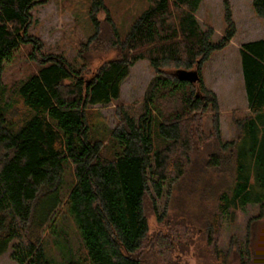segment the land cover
I'll return each mask as SVG.
<instances>
[{
	"label": "trees",
	"instance_id": "obj_1",
	"mask_svg": "<svg viewBox=\"0 0 264 264\" xmlns=\"http://www.w3.org/2000/svg\"><path fill=\"white\" fill-rule=\"evenodd\" d=\"M47 1L0 0V257L12 249L17 264H51L43 234L63 206L87 251L80 258L70 254L66 264H178L165 257L162 248L155 257L149 219L159 216L157 202L164 195L171 201L180 188L198 190L193 170L204 155L206 184L219 202V214L238 205L264 203V39L240 48L250 115L236 121L234 141L222 140L218 100L202 76L204 64L237 34L228 0L225 30L218 41L196 17L203 0H148V9L125 39L105 1L92 0L93 43L109 33L102 32L98 19L105 13L112 33L107 43L117 51L116 58L93 75L62 55H44L41 40L29 34L32 10ZM252 5L264 20V0H253ZM28 44L42 64L18 86V98L32 117L17 130L2 101V73ZM142 60L155 72L143 113L135 118L119 109L120 122L110 134L116 146L106 155L103 141L90 137V108L118 101L131 68ZM184 72H196L199 78L193 83L179 76ZM208 109L213 113L209 135L203 130ZM68 162L74 181L62 197ZM202 219L209 226L208 212Z\"/></svg>",
	"mask_w": 264,
	"mask_h": 264
},
{
	"label": "rangeland",
	"instance_id": "obj_2",
	"mask_svg": "<svg viewBox=\"0 0 264 264\" xmlns=\"http://www.w3.org/2000/svg\"><path fill=\"white\" fill-rule=\"evenodd\" d=\"M104 1L121 39L126 38L134 22L149 7L148 0ZM224 2L203 0L196 13L202 29L213 30L214 41L220 40L224 34ZM228 2L233 11L237 34L225 50L214 53L202 68L205 87L218 100L220 131L224 142L236 139V121L250 115L240 48L244 43L264 39V20L256 16L253 0ZM91 4L92 0H48L32 10L33 21L29 29V34L43 43L44 55H62L72 66L87 75H93L117 56V51L110 49L107 43L112 33L105 13H101L98 19L103 23L102 32L109 33L103 39L101 36L97 38L102 42L93 43L95 28L90 18ZM107 48L109 50L106 52ZM32 54L33 47L30 44L23 45L3 67L2 101L10 110L9 120L15 123L17 130L32 117V112L17 95L18 86L41 67L40 56ZM154 77L155 72L149 61H139L123 82L118 101L90 108V137L103 141L106 155L111 154L113 146H116L110 134L120 122L119 109L139 118L143 113L146 92ZM203 130L207 135L213 131V113L209 109L204 114ZM205 159V155L200 157V165L193 170L198 181L195 189L198 190L189 192V188L184 187L178 189L177 196L175 194L171 201L165 195L158 199L159 216L149 219V244L155 245L158 251L155 257H159V248H162L160 252L167 258L172 257L178 264H264V203L238 205L225 215L219 214V202L206 184L209 182V170L203 167ZM64 168L62 197L70 191L74 181L71 163H65ZM228 179L226 177V181ZM260 190L258 188L257 192ZM206 212L209 213V226L202 219ZM55 214V221L45 226L43 234L51 264H66L70 254L76 258L84 257L87 251L73 219L63 206ZM11 254L12 249H9L0 257V264H17Z\"/></svg>",
	"mask_w": 264,
	"mask_h": 264
},
{
	"label": "water",
	"instance_id": "obj_3",
	"mask_svg": "<svg viewBox=\"0 0 264 264\" xmlns=\"http://www.w3.org/2000/svg\"><path fill=\"white\" fill-rule=\"evenodd\" d=\"M179 76L193 83H195L199 78L196 72H189V73L184 72V73H180Z\"/></svg>",
	"mask_w": 264,
	"mask_h": 264
}]
</instances>
